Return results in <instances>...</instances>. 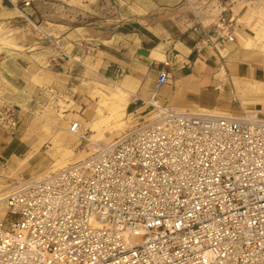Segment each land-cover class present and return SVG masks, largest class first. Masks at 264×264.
Wrapping results in <instances>:
<instances>
[{"label": "built area", "instance_id": "obj_1", "mask_svg": "<svg viewBox=\"0 0 264 264\" xmlns=\"http://www.w3.org/2000/svg\"><path fill=\"white\" fill-rule=\"evenodd\" d=\"M169 80L160 70L147 118L112 143L16 182L0 264H264V118L162 106ZM18 111L0 103V131L17 133Z\"/></svg>", "mask_w": 264, "mask_h": 264}, {"label": "crops", "instance_id": "obj_2", "mask_svg": "<svg viewBox=\"0 0 264 264\" xmlns=\"http://www.w3.org/2000/svg\"><path fill=\"white\" fill-rule=\"evenodd\" d=\"M221 1L0 0V23L15 32L35 27L41 6L50 2L82 7L73 16L76 23L54 24L52 31L59 36L60 45L47 50L49 56L43 62H34L39 52L32 50L28 40L18 38L20 50L11 52L19 55L21 63L8 62L0 71V103L12 101L20 107L17 134L0 131V187L21 161L35 156L47 135L28 129L26 137L37 108L35 76L48 77L51 86L63 78L76 87V80L89 72L105 87L118 79L127 95L122 111L135 116L147 110L145 102L159 71L165 69L170 80L156 97L162 106L231 116L255 112L264 118V0ZM23 2L29 5L24 7ZM221 24L226 30L222 38L218 33ZM164 61L170 62L168 68ZM113 92L107 89L103 94ZM86 101L79 103L81 109L86 106L84 117L78 116L79 124L92 123L94 116L101 118L97 102ZM61 123L62 141L52 143L67 151L70 136L65 120Z\"/></svg>", "mask_w": 264, "mask_h": 264}, {"label": "rangeland", "instance_id": "obj_3", "mask_svg": "<svg viewBox=\"0 0 264 264\" xmlns=\"http://www.w3.org/2000/svg\"><path fill=\"white\" fill-rule=\"evenodd\" d=\"M225 1L226 0H222L221 2L224 3ZM50 3L51 4L41 6L38 12V21L34 22L35 27L30 25V29L28 30L15 32L11 30V28L0 23V71L3 70L4 65L8 62L21 63L19 55L11 52L13 50H20V48L16 46V39L18 38L19 40L21 38L28 40L30 45L33 44L32 50L34 52H39V55L36 54L35 59H33L36 63L43 62L46 58L45 55L49 56L46 51L51 47L59 48V36L53 34L52 31L54 24L76 23L73 16H75L77 11L82 10L80 9L82 7L69 5L68 3H64L63 6H54L52 2ZM69 8L73 9L72 12ZM224 13L226 12L224 11ZM47 78L46 76H41L40 78L35 76L33 78V82L36 86V97H34V99L37 103V108L31 115V124L26 130V137H28V129L35 131V134L36 132H42L47 135L43 138L38 150L34 151V153L36 152L35 156L30 157L28 161H26V159L21 161L14 173L1 181L2 187H0V189L4 188L6 192L0 193V198L9 193L16 182L21 178L34 179L39 175L44 177L45 174H50L58 170L60 165L62 166L64 163L68 164V160H70V164L76 161V159H71L74 157L76 158L81 153H86L84 156L86 157L94 151L92 147L95 146L97 149L112 143L131 127L137 123L143 122V120L147 118L148 110L141 111L135 116L126 113L125 110L109 118L106 117L107 113L102 119L94 116L90 119L92 123L87 124V121H82L80 123L79 135H84V138H79V136L74 135L73 132L68 131L70 122H78V116L84 117L82 113L86 106L81 109L79 103H81V101L86 103V99H90L92 103L95 104L97 100H99V98L93 99L96 95L98 97L100 95H105L103 93L107 89L115 91L116 87H121L122 85V87H125V85L119 82L118 79H115L113 83H108L111 87H105L104 84L99 81V77L90 72L82 79L76 80L77 87L74 86V84L66 82L63 78L57 80V83L51 86ZM96 91H101L103 93ZM9 102L16 105V103L12 101ZM16 106L19 110L20 107L18 105ZM75 112L76 116L72 117L71 113ZM62 120H65V129L68 132L67 136H70L67 138L68 140L70 139L69 145H67V151L62 146L52 143V140L62 141L59 140L64 136V132L61 129L63 126L61 123ZM57 133H59V135H57L58 137L55 135ZM52 135L55 136L52 138Z\"/></svg>", "mask_w": 264, "mask_h": 264}, {"label": "bare ground", "instance_id": "obj_4", "mask_svg": "<svg viewBox=\"0 0 264 264\" xmlns=\"http://www.w3.org/2000/svg\"><path fill=\"white\" fill-rule=\"evenodd\" d=\"M124 89H125L124 87H121V88L116 87L115 91L111 94V96L100 95L98 97L99 100L97 101V106H98L97 114L101 117L100 119L105 117L106 113H107L106 117L109 118V117H113L115 114H119L122 112V110L124 108L125 100L127 98V95H126ZM69 128H70V125H69ZM69 128H68V131L70 132ZM79 132L80 131L77 130L76 132H74V135L79 136V138H84V135H79ZM61 146H63V145H61ZM92 149L96 150V147L94 146V147H92ZM85 154L86 153L79 154L76 158H74V160L76 159V161H77V159L80 160V158L81 159L84 158ZM71 160H73V159H71ZM69 161L70 160H68V164L64 163V164H62V166L60 165L59 169H62L64 167H66L67 165H70ZM48 176H49V174L47 173V174H45L44 177L42 175H39L32 180H36V181L42 180V179L47 178ZM3 198H4V196L0 198V202H2L1 200Z\"/></svg>", "mask_w": 264, "mask_h": 264}]
</instances>
